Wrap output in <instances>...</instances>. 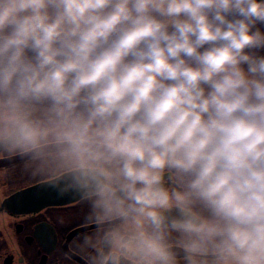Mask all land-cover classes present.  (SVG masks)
<instances>
[{
    "label": "clouds",
    "instance_id": "clouds-1",
    "mask_svg": "<svg viewBox=\"0 0 264 264\" xmlns=\"http://www.w3.org/2000/svg\"><path fill=\"white\" fill-rule=\"evenodd\" d=\"M258 23L264 0H0V159L87 203L66 258L264 264Z\"/></svg>",
    "mask_w": 264,
    "mask_h": 264
},
{
    "label": "flooded vegetation",
    "instance_id": "flooded-vegetation-1",
    "mask_svg": "<svg viewBox=\"0 0 264 264\" xmlns=\"http://www.w3.org/2000/svg\"><path fill=\"white\" fill-rule=\"evenodd\" d=\"M0 264H76L68 259L88 212L86 202L34 178L21 157L0 159Z\"/></svg>",
    "mask_w": 264,
    "mask_h": 264
},
{
    "label": "water",
    "instance_id": "water-1",
    "mask_svg": "<svg viewBox=\"0 0 264 264\" xmlns=\"http://www.w3.org/2000/svg\"><path fill=\"white\" fill-rule=\"evenodd\" d=\"M257 28H259L261 31H264V23H258L256 25ZM255 30V29H253ZM258 55H264V49L255 50Z\"/></svg>",
    "mask_w": 264,
    "mask_h": 264
}]
</instances>
